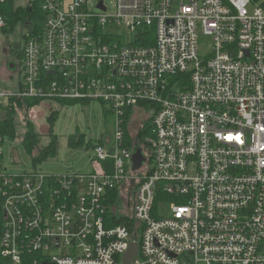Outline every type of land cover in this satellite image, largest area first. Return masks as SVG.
<instances>
[{"label":"built area","instance_id":"1","mask_svg":"<svg viewBox=\"0 0 264 264\" xmlns=\"http://www.w3.org/2000/svg\"><path fill=\"white\" fill-rule=\"evenodd\" d=\"M41 11L20 92H0V108L100 100L114 134L94 145L93 172L58 176L8 173L14 140L0 133L1 264H124L132 242L131 264H264V0H41ZM200 33L213 37L206 56ZM137 115L143 139L129 132Z\"/></svg>","mask_w":264,"mask_h":264},{"label":"rangeland","instance_id":"2","mask_svg":"<svg viewBox=\"0 0 264 264\" xmlns=\"http://www.w3.org/2000/svg\"><path fill=\"white\" fill-rule=\"evenodd\" d=\"M112 7L114 0H105ZM16 6L26 7L28 0H14ZM96 5V0H92ZM28 21L19 22L14 31L5 33L0 27V92H20V74L10 70L9 64L20 62V52L25 44V34L29 30ZM213 37L200 33L199 46L201 55L206 56L212 48ZM7 99H4V104ZM110 107L109 104H106ZM100 100H43L33 107H18L14 124L17 138L6 139L3 147L4 169L10 174H22L33 168L49 175L69 173H91L94 171L92 159L95 157L94 145L100 141L105 143L114 134V117L105 111ZM57 112L51 124L49 118ZM5 118V110L0 108V120ZM143 117L137 115L129 126L130 135L144 138L141 124ZM146 119V118H145ZM29 125L37 133L40 145L48 146L56 137L58 144L56 153L34 165L33 157L24 147L22 140ZM51 128V132H50ZM140 134V135H139ZM139 139V138H138ZM81 143L73 146L72 142ZM36 152V151H35ZM121 209V208H120ZM159 212L162 216L170 213V203L160 202Z\"/></svg>","mask_w":264,"mask_h":264},{"label":"trees","instance_id":"3","mask_svg":"<svg viewBox=\"0 0 264 264\" xmlns=\"http://www.w3.org/2000/svg\"><path fill=\"white\" fill-rule=\"evenodd\" d=\"M0 15L7 18V26L2 28L5 33L14 31L16 25L19 22L26 21L30 19L33 26L38 30L42 24V11H41V0H30L27 7L16 6L13 0H6L5 2H0ZM42 100L38 99H14L10 101V105L5 108V118L0 121V133L12 140L17 138L16 128L14 124L15 112L18 107H33ZM57 117V112L52 113L49 118V122L52 124L53 120ZM51 132V128H50ZM52 142L48 146L40 145V141L37 133L31 128H29L24 135L22 143L28 153L33 157L34 165H38L50 156L55 155L58 141L56 137L51 138ZM73 146L78 147L81 143L76 144L72 142ZM36 151V152H35ZM3 157H0L2 161ZM2 259H0V264Z\"/></svg>","mask_w":264,"mask_h":264},{"label":"water","instance_id":"4","mask_svg":"<svg viewBox=\"0 0 264 264\" xmlns=\"http://www.w3.org/2000/svg\"><path fill=\"white\" fill-rule=\"evenodd\" d=\"M99 7L102 9H105L103 7V2H100ZM9 67L11 70H16L17 65L15 62H12L9 64ZM50 74H54V72H50ZM145 161H146V157L143 154L142 149L140 147H136L135 152L133 154L134 169L140 168L144 164ZM138 248L139 246L136 242H132L130 244L129 249L127 253L125 254L124 264H131L133 257L138 253Z\"/></svg>","mask_w":264,"mask_h":264},{"label":"flooded vegetation","instance_id":"5","mask_svg":"<svg viewBox=\"0 0 264 264\" xmlns=\"http://www.w3.org/2000/svg\"><path fill=\"white\" fill-rule=\"evenodd\" d=\"M11 70V69H10Z\"/></svg>","mask_w":264,"mask_h":264}]
</instances>
